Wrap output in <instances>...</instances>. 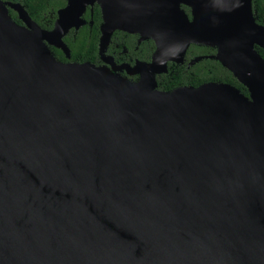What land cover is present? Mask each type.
<instances>
[{
	"label": "water",
	"instance_id": "95a60500",
	"mask_svg": "<svg viewBox=\"0 0 264 264\" xmlns=\"http://www.w3.org/2000/svg\"><path fill=\"white\" fill-rule=\"evenodd\" d=\"M66 1L46 30L0 0V264H264V26L252 0ZM95 3L100 53L120 30L154 41L149 63L53 56L49 46L70 56L63 37ZM190 44L215 47L248 95L217 82L158 90L155 75Z\"/></svg>",
	"mask_w": 264,
	"mask_h": 264
},
{
	"label": "trees",
	"instance_id": "16d2710c",
	"mask_svg": "<svg viewBox=\"0 0 264 264\" xmlns=\"http://www.w3.org/2000/svg\"><path fill=\"white\" fill-rule=\"evenodd\" d=\"M15 2L22 5L33 21L41 28L50 30L57 17L58 9L64 7L66 0H2ZM185 11L186 6H181ZM254 20L264 26V0H252ZM10 16L17 24H22L17 13L8 9ZM85 23L78 29L70 28L63 37L64 43L69 48L70 56L66 57L64 52L54 46H49L53 56L61 62H86L95 65L102 62V55L110 54L115 60L133 59L149 61L155 44L152 39L135 42L136 35L120 30H115L110 42L103 53L99 51V37L101 24L100 7L95 3L87 8L83 14ZM255 49L264 59V51L259 46ZM216 52L215 47L190 44L186 50L184 60L181 63L168 62L167 72L156 76L157 89L171 91L176 86H198L206 82L228 83L238 88L243 94L248 95L247 88L243 86L233 74L218 60L210 57ZM195 57L198 61L188 66ZM133 62V61H132Z\"/></svg>",
	"mask_w": 264,
	"mask_h": 264
},
{
	"label": "flooded vegetation",
	"instance_id": "af4514ba",
	"mask_svg": "<svg viewBox=\"0 0 264 264\" xmlns=\"http://www.w3.org/2000/svg\"><path fill=\"white\" fill-rule=\"evenodd\" d=\"M97 4V3H96ZM98 5V4H97ZM99 6V5H98ZM185 6V5H184ZM100 7V6H99ZM87 8H90V6H87L86 7V9ZM186 8L188 9L187 11H185V9H184V11L187 13V15H188V17H189V19H191V17H192V15H191V10H190V8L189 7H187L186 6ZM86 11V10H85ZM100 12H101V10H100ZM137 37H136V39H135V42H136V44L138 45L140 42H142V41H145V40H147V39H151V38H146V39H140V35L139 34H135ZM154 42V41H153ZM155 44V43H154ZM155 46V45H154ZM154 50H155V48H154ZM154 52V51H153ZM103 55L104 56H111L112 58H113V62H114V65L115 66H117V67H119V66H121L122 64H127V65H129V66H131V67H133L135 64H136V62L137 61H140V62H147V63H149L150 61H151V58H152V55H153V53H152V55L150 56V60L149 61H143V60H138V59H133L132 61H129V60H115V58L112 56V55H110V54H104L103 53ZM99 65H104V62L102 61ZM107 66V65H106ZM108 67L110 68L111 67V65L109 66L108 65ZM112 68V67H111ZM113 69V68H112ZM115 73H117V74H119L120 76H122V77H124V78H126L127 80H129V81H131V82H137V81H139L140 80V74L139 73H135V74H129L125 69H118V70H115ZM161 74V73H160ZM160 74H156L155 75V80H156V76L157 75H160ZM181 86V85H180ZM176 87H179V86H176ZM175 87V88H176ZM174 89V88H173Z\"/></svg>",
	"mask_w": 264,
	"mask_h": 264
},
{
	"label": "bare ground",
	"instance_id": "6f19581e",
	"mask_svg": "<svg viewBox=\"0 0 264 264\" xmlns=\"http://www.w3.org/2000/svg\"><path fill=\"white\" fill-rule=\"evenodd\" d=\"M5 20H6V22H7V23H9V24H10V22H9L8 18H5Z\"/></svg>",
	"mask_w": 264,
	"mask_h": 264
}]
</instances>
